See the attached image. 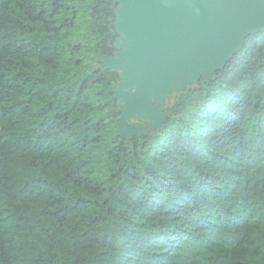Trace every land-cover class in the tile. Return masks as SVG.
<instances>
[{"label": "trees", "instance_id": "16d2710c", "mask_svg": "<svg viewBox=\"0 0 264 264\" xmlns=\"http://www.w3.org/2000/svg\"><path fill=\"white\" fill-rule=\"evenodd\" d=\"M109 0H0V264H264V30L121 138Z\"/></svg>", "mask_w": 264, "mask_h": 264}, {"label": "water", "instance_id": "95a60500", "mask_svg": "<svg viewBox=\"0 0 264 264\" xmlns=\"http://www.w3.org/2000/svg\"><path fill=\"white\" fill-rule=\"evenodd\" d=\"M109 1L115 50L99 52L96 61L119 75L112 99L122 102L121 138L156 135L167 99L200 79H215L246 36L264 30V0Z\"/></svg>", "mask_w": 264, "mask_h": 264}, {"label": "rangeland", "instance_id": "374dc122", "mask_svg": "<svg viewBox=\"0 0 264 264\" xmlns=\"http://www.w3.org/2000/svg\"><path fill=\"white\" fill-rule=\"evenodd\" d=\"M110 45L113 47L112 41L110 42ZM113 48H114V47H113ZM114 50H115V48H114ZM190 86H192V85H190ZM190 86H188V87H190ZM181 91H182V90H181ZM178 92H179V91H178ZM178 92L174 93L169 99L166 100L167 105L172 104V98L175 100V98H176ZM129 122H133V123H135L136 125L141 124V122H140L139 120H136V119H133V118L130 119Z\"/></svg>", "mask_w": 264, "mask_h": 264}, {"label": "flooded vegetation", "instance_id": "af4514ba", "mask_svg": "<svg viewBox=\"0 0 264 264\" xmlns=\"http://www.w3.org/2000/svg\"><path fill=\"white\" fill-rule=\"evenodd\" d=\"M113 53V52H112ZM139 125V124H138Z\"/></svg>", "mask_w": 264, "mask_h": 264}]
</instances>
